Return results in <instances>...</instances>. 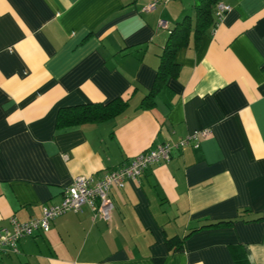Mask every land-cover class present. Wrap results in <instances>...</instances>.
I'll return each mask as SVG.
<instances>
[{"label":"crops","instance_id":"1","mask_svg":"<svg viewBox=\"0 0 264 264\" xmlns=\"http://www.w3.org/2000/svg\"><path fill=\"white\" fill-rule=\"evenodd\" d=\"M0 0V229L38 217L75 174L98 178L196 128L121 187L110 218L84 205L0 251V264H264V0L229 4L174 52L149 106L168 29L193 0ZM165 19V26L158 19ZM126 99L117 114L57 127L58 107ZM245 209V210H243ZM228 223L205 225L219 218ZM181 237V248L164 244Z\"/></svg>","mask_w":264,"mask_h":264},{"label":"built area","instance_id":"2","mask_svg":"<svg viewBox=\"0 0 264 264\" xmlns=\"http://www.w3.org/2000/svg\"><path fill=\"white\" fill-rule=\"evenodd\" d=\"M166 1L148 0L141 6V9L149 10L156 4ZM228 8L229 4L217 0L213 6L215 21L220 20L223 12ZM158 25L165 26V19L159 18ZM208 133V127L196 128L176 140L155 143L133 154L125 162L110 168L98 178H93L88 174L73 175L71 181L63 188L60 200L55 203L43 204L38 217L25 220H18L14 216L9 217L10 226L0 229V251L16 252V243L19 238L30 235L37 229H46L50 219L54 216L67 210L78 212L84 205L91 210L93 216L108 220L113 208L112 200L108 194L110 185L121 187L126 179L137 178L150 163L167 160L172 148L182 147L188 143L197 144L198 140Z\"/></svg>","mask_w":264,"mask_h":264},{"label":"trees","instance_id":"3","mask_svg":"<svg viewBox=\"0 0 264 264\" xmlns=\"http://www.w3.org/2000/svg\"><path fill=\"white\" fill-rule=\"evenodd\" d=\"M217 0H193L192 15L183 13L173 26L168 29L166 38L158 53V62L150 87L141 99L140 106H149L153 102V94L160 87L167 76L177 72L178 64L174 60V52L180 46L186 45L190 32L194 41L205 31L208 26H215L213 12ZM127 104L126 99L117 95L104 102L87 101L58 107L55 114L57 127L70 126L83 121L101 120L120 112ZM245 210V209H243ZM233 217L219 218L209 221L205 225H218L228 223ZM253 219L264 218V211L256 214ZM164 244L172 251L181 248V237L171 235L164 238Z\"/></svg>","mask_w":264,"mask_h":264}]
</instances>
